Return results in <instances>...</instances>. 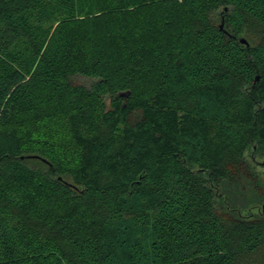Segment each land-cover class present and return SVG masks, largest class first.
<instances>
[{
  "label": "trees",
  "instance_id": "16d2710c",
  "mask_svg": "<svg viewBox=\"0 0 264 264\" xmlns=\"http://www.w3.org/2000/svg\"><path fill=\"white\" fill-rule=\"evenodd\" d=\"M263 204L264 0H0V264H264Z\"/></svg>",
  "mask_w": 264,
  "mask_h": 264
},
{
  "label": "rangeland",
  "instance_id": "374dc122",
  "mask_svg": "<svg viewBox=\"0 0 264 264\" xmlns=\"http://www.w3.org/2000/svg\"><path fill=\"white\" fill-rule=\"evenodd\" d=\"M75 81H76V83L81 84V85H84V86H89L92 83V80L87 79V78H83V77H77L75 79ZM262 209H263V206H262Z\"/></svg>",
  "mask_w": 264,
  "mask_h": 264
},
{
  "label": "water",
  "instance_id": "95a60500",
  "mask_svg": "<svg viewBox=\"0 0 264 264\" xmlns=\"http://www.w3.org/2000/svg\"><path fill=\"white\" fill-rule=\"evenodd\" d=\"M226 10V9H225ZM219 28L222 29L223 28V21L221 22V24L219 25ZM239 42L243 45H245L246 47L248 46V43L245 39L241 38L239 39ZM256 81H258V77L255 78ZM122 96H127V93H123ZM263 209H264V205H263Z\"/></svg>",
  "mask_w": 264,
  "mask_h": 264
}]
</instances>
